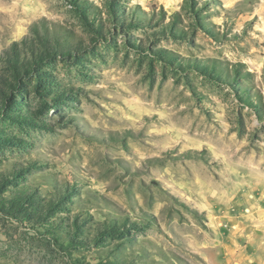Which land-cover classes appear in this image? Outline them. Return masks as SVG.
Returning <instances> with one entry per match:
<instances>
[{"label":"rangeland","instance_id":"obj_1","mask_svg":"<svg viewBox=\"0 0 264 264\" xmlns=\"http://www.w3.org/2000/svg\"><path fill=\"white\" fill-rule=\"evenodd\" d=\"M0 264H264V0H0Z\"/></svg>","mask_w":264,"mask_h":264}]
</instances>
